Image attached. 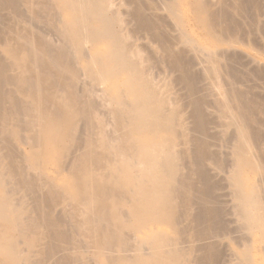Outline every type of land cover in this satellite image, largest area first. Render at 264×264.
<instances>
[{"label":"bare ground","instance_id":"bare-ground-1","mask_svg":"<svg viewBox=\"0 0 264 264\" xmlns=\"http://www.w3.org/2000/svg\"><path fill=\"white\" fill-rule=\"evenodd\" d=\"M12 1L13 3L10 4L9 0H0V8L9 3L8 7L12 8L9 11H14L11 14H14V19H16V24L9 27H7L8 25L5 26L8 31H5L3 36L0 35V47L3 53L0 56V135H2L1 139L3 140H8L7 138L10 137L19 138L22 143L25 141L24 143L33 149L26 155V158L30 161L29 165L35 170L37 169L42 173L43 170L55 165L57 161L59 169L68 173V176L63 178L58 185H54L52 182L51 184L50 182L45 183L48 190V197L46 196L45 200L38 196L42 203L44 200L47 204L49 202L55 205H64L66 207L64 212H67V215L70 214V218L73 216L72 223L75 224L76 222L72 227H74L73 232L78 233L75 232L77 235L74 233L73 236L79 235L77 239L67 236L68 241L65 240L66 249L68 251L75 250V255L66 256L65 259L60 256L63 258H61L62 261L59 258L60 261L57 259L52 264H65L66 260L73 261L72 264H186V260H188V257L187 259L185 257L186 248H182L184 250L182 251L180 243L181 236L184 234V231L181 230L184 229L180 228V230L177 226L180 219L185 217L182 214L193 213V208L191 209L192 212L189 210L187 213L183 207H187V210L191 208L189 207L192 205L190 202L192 203L195 199L193 196L194 193H197L198 188L195 191V187H191L188 183L186 174L181 172V161L186 154L183 149L181 152L177 147L178 141L179 145L183 143L182 141L180 144L181 137L183 138L184 135L180 130L181 121H179L178 113H176L177 108L176 110L173 109L174 107L169 109L170 106L167 108V104L170 102L164 97V94H161V89L156 83L154 84V81L145 78L149 72L146 73L147 68L144 67V70L141 67L144 60L136 57L137 49L132 48L130 42H127L126 32H122L121 27L119 28L120 24L114 26L121 21L118 19V13H112L109 10L110 1L108 3V0ZM192 1L193 7H191L202 26L207 29V32L212 35L216 42H223L224 40L216 36L218 33H215L213 25H217L213 23L215 21L211 20L214 18H210L213 12L210 11L209 13L210 9L205 4V0ZM20 3L26 6H24L25 10L32 11V19L35 18V20L36 17L43 18L46 14L57 17L56 13L68 11L69 20L64 21L63 18L58 17L62 20L59 22V26L57 25L60 33L58 36H62L60 38L63 39L60 42L62 44L52 46L49 42L47 44L45 39L42 40V38L37 37L36 40L33 39L34 37H29L28 35L31 36L34 30L29 33L30 30L28 29L29 32H27L26 27L23 29V23L27 20L23 22L17 19L24 20L21 14L23 11L19 12ZM171 9L173 8L171 7ZM175 16L177 15L175 14ZM44 18L41 21H44ZM19 22H23L22 25ZM37 22L39 21L37 20ZM217 23L219 24V22ZM51 25L52 23H50ZM229 37L231 38V36ZM187 40L185 41L187 42ZM96 43L103 44V47L86 55L88 54L84 53L86 45ZM202 49L199 50L202 52ZM215 49L208 50L209 58L214 57L213 51ZM85 51L87 52V50ZM209 52L213 54H209ZM82 56L86 58V63L79 69L80 66L78 65V67L76 64ZM211 61L213 65L214 59ZM215 64L217 63L215 62L214 66ZM214 66L212 71L216 72V66ZM81 75L86 76L87 81H89L85 84L79 83L81 82L79 76L81 79L83 77ZM109 82H113L109 90L102 89ZM7 85L11 88H7ZM16 93L19 95L17 96ZM97 96L98 99L100 98L99 100ZM222 105H224V110L225 104ZM229 106L226 107L229 109ZM232 107L234 108L235 105L232 104ZM238 107H241L243 112L242 110L237 111L234 116L230 117L231 123L236 126L237 131L235 132H238L236 135L238 144L236 147L234 146L235 166L233 167L235 169L231 178L234 181L233 186L236 187L234 190L236 197H233L236 198L238 204L236 207L239 209L237 210H240V214H238L243 222L242 228L244 227L249 233L250 230L252 233L257 232L260 240L264 242V200H262L264 196L260 199L262 197V194L260 197V188L249 183V177L245 174L246 169L258 172V175L261 171L258 170L261 166L257 167L254 164V159L251 158L254 155H250V140L253 139L254 133L252 130H248L249 127H246L248 120L245 121V119L248 115L243 114L248 111L247 108L250 106H247L245 112L244 106L239 104ZM105 115L110 117L111 125H108L110 121L108 118V122L104 119ZM249 122L251 121L249 120ZM107 126H111L110 129L106 128ZM248 131H252L253 135H251L252 133L249 134ZM21 132H25V135L23 136ZM81 136L83 137L81 138ZM74 142H80L78 146L82 148V151L80 154L78 153L79 155L73 156V160L68 165L65 159L67 154L72 152ZM202 148L201 150L204 149ZM0 156L2 157V154ZM1 157L0 255L3 258L0 264H20V261L22 264L26 262L28 264L27 255L24 256L26 253L21 251L24 248L20 249L22 247H18L19 244L24 241L25 243H22L26 244L28 249L33 250L37 245L38 248L41 246V240L45 236L52 235V238L56 237L57 239L60 237L58 235L63 233V231L60 233V229H58L59 222L62 226L61 221L58 217H51V213L43 216V218L38 217V222L32 219L28 222L24 221V218L27 219L24 214L27 209L14 206L12 203L14 198H11L9 192L4 188L6 177L9 176L10 172L7 173L8 167L5 168ZM5 175L7 176L5 177ZM9 181L14 180L11 179L7 182ZM208 192H210L209 189ZM201 194H206V191L204 190V193L201 192ZM199 211L201 210L199 209ZM199 211L196 212L197 215L194 213V221L198 224L207 221L204 220L207 217L205 214L207 212ZM37 212L38 215L41 213L39 210ZM76 214L78 217L74 221ZM59 215L56 213L55 216ZM65 215L66 213L64 217ZM185 218L182 220L184 221ZM159 225H164L173 230L177 236L172 237L166 231L152 227ZM60 228L63 229L64 227ZM202 232L197 234H204ZM29 233L34 235L32 239L27 238L32 235ZM136 233H142L143 237L134 239ZM182 242L184 243L183 239ZM192 247L191 245L190 248ZM52 248L51 250H53ZM34 252L36 253V251ZM88 252L93 253L91 255L95 258L104 256L105 261L95 262V260L93 261L95 263H88L89 258L85 257ZM43 253L45 252H42V256ZM83 253L85 254L83 255ZM241 255V259L249 264L250 256L246 252L241 253ZM204 258L205 260L202 259L208 263V257ZM38 262L45 264L44 258Z\"/></svg>","mask_w":264,"mask_h":264},{"label":"rangeland","instance_id":"rangeland-1","mask_svg":"<svg viewBox=\"0 0 264 264\" xmlns=\"http://www.w3.org/2000/svg\"><path fill=\"white\" fill-rule=\"evenodd\" d=\"M109 1H110V5H109L110 7H108L109 10L112 11V13L114 12L116 14L118 13L117 14L118 19L119 21L121 20L119 23H116L117 25L114 26H118L120 24L119 28L121 27V29L123 30L122 32L124 33L126 32L127 36L124 34L126 39H128V41L127 40L126 41L128 43L130 42L129 44L132 46V48L137 49V51L135 50L136 53L138 52L136 54L137 55L136 57L138 59L141 58V60L145 61V62L142 61L143 64L141 65L143 69L144 67L145 69L147 68L146 73L149 72L148 75L145 73L146 74L145 78L147 79L149 78L148 80L154 81V84L156 83L158 88L161 89V90L159 89L161 91V94H164L165 95L164 97H166V99L169 100L168 102H170L167 104V108L168 106H170L169 109H172L174 107L173 109L176 110L177 108L176 113H178L179 121H181L180 130L184 135L183 138L181 137L180 144L182 143V141L183 143L179 145V141H178L177 147L181 150V152L183 149V152L186 153L185 155L182 153L185 156L183 157L185 159V160L183 159L185 162L183 160L181 161L182 164L181 172L183 174H186V179L188 183L191 185V187L193 188L195 187L194 190L198 188L197 191L196 190L195 191L197 193L199 192L198 194L194 193L193 198L195 199L194 200L192 199L193 200L192 203L190 202V204H192L193 206L188 205L191 208H188L187 210L186 209L187 207L185 208L182 206L184 208L183 210H186L187 213L189 212V210L191 212L193 210V213L189 212L190 214L189 213L186 215L185 213L184 215L182 214V216H185L186 218L181 216L182 218H185V220L183 221L181 218L180 221L182 220V222L180 223L179 221V224L177 226L179 229L180 228L184 229V230L180 229L181 231H184L183 232L184 234L187 233L186 235L182 234L181 236L184 243L182 242V239H180L181 250L182 248L183 249L186 248L185 249L186 254L188 255L189 253L188 256L185 254L186 259L188 257V260H186V264L188 263L189 264H238V263L247 264L243 259H241L242 258L241 253H245V252L248 254V256H250L249 258L251 261H249V264H264V242L260 240V236L257 232L252 233L250 230L249 233L246 231L244 227L242 228L243 222L240 220L241 218L239 215L240 210L239 211L237 210L239 209L237 208L238 204L236 198L234 199V197H236L234 196L236 192L234 190H236V187L233 186L234 181L231 178L233 171L235 169V167L233 166H235L234 164L235 147L238 144L237 142L238 140L236 141L237 138L236 135L238 134V132H235L237 131L236 126L231 123V119H230V117L234 116V114H236L237 111L239 112L242 110L240 109L241 107H238L239 104L240 106H244L243 107V109L245 108L244 112L246 111L247 106L248 107L250 106L249 108H247L250 113L248 111L243 113L245 114V116L246 115L252 116L250 118L247 116L248 118L246 117L245 119V121L248 120L246 121L248 123V124L246 123L248 125V126L246 125V127L247 128L249 127L248 130H252L254 133L253 135L252 131H248L250 132L249 134L252 133L251 135H253L252 136L253 139L250 136L252 139L250 140L251 142L250 155L255 156V158L254 156L251 157L254 159V160L252 159L254 161V164H256L257 167L261 166L262 168L260 167L261 169L260 168L258 169L261 170L260 171L261 178L260 175H258L259 174L258 172H252L251 170L248 169H246L245 174L249 177V181H248L249 183L254 184L255 187L257 188H260L259 189L260 197L262 194V197L260 199H262L264 196V178H263L264 177V0H205V4L210 9V10L208 9L209 13L210 11L214 13V14L212 13V16H210V18L213 17L215 19V20L214 19L211 20L215 21L213 23L217 25V26L213 25V27L215 28L214 30L215 33L216 32L218 33L216 36L224 40L223 42H219V41L216 42V40L212 37V35L209 34V32H207V29L204 28V26H202V24L199 22L197 15H195L192 9L193 7L192 0H177V1L176 0L174 1L173 0L172 1L171 0H135V1L108 0V3ZM11 2L13 3L12 0L11 1L9 0L10 4ZM17 2H19V0ZM8 4L0 8L1 10L0 26L2 23H3L2 26H4L3 28L2 26L0 27L1 36H3L2 34H5V31H8L6 30L7 28L5 26L8 25L7 27H9L12 24L13 25L16 24L15 21L16 19H14V14H11L14 13V11L12 10L9 11L11 7H8L10 5ZM21 4L22 3H20L19 5L20 7L19 12L23 11L21 12V14L24 20L17 17L15 18L23 22L27 20L25 23L22 22L24 28L22 26L21 27L23 29H25L26 27L25 30L27 32H29L30 30L29 33H31V30L32 31L34 30L33 31L34 33L32 32L33 34L31 33V36L30 35L28 36L31 38L34 37L33 39L36 40L37 37L42 38V40L45 39L44 41L47 42V44L49 42V44H51L52 46L61 45L62 43L60 44V42H62L61 40L63 39L60 38L62 36L60 35L58 36V34H60L58 32L59 31L58 26H59V22L62 21L60 19L63 18L64 21L69 20L70 17L69 12L66 10L61 11V13H59L60 16L58 13H56L57 17H54L56 15L50 16L48 14L49 15L48 16L46 14L44 16L45 18L43 17L45 21L44 23V21H41L43 19L41 17L40 18L36 17V20L35 18L32 19V15H31L32 11L30 12V10L29 11L25 10L24 8L26 6L24 5L25 6L24 7L23 4L22 5ZM169 5L173 9H171ZM175 14L177 16H175ZM58 17L61 18L58 19ZM57 19L58 21L56 22ZM34 20L36 22L38 20L39 22L36 23ZM144 21L147 23V25ZM217 22H219V24ZM20 23L21 22H19V24ZM22 23L20 25H22ZM50 23H52L51 26ZM229 36H231V38ZM186 38L189 39L187 40ZM185 40H187V42ZM189 40L190 42H188ZM191 41H193L194 44ZM102 47L103 44L101 43L89 44V45L87 44L85 47V50H87V52L84 50V53H88L86 55H89L93 53V51L97 49H101ZM199 47L201 49L205 48V50L206 49L207 50L206 51L204 50L205 51L204 52L202 49V52H204L202 53L199 50L200 49ZM214 49L216 53L215 51H213L214 54L212 52L211 53L209 52V54H213L214 57L209 58V55H207L208 50L211 51ZM2 54L3 53L1 52V47H0V56ZM211 59H214V63L216 62L218 64V65L215 64L216 66L215 71L217 72V74L216 72L212 71L214 69L213 68L214 63L212 65ZM78 60L79 61L76 64V66L79 65L80 67L79 66L78 67L80 69L82 66L85 65L86 58L82 56ZM173 62L177 64H174ZM212 72H214L215 74L213 73L214 74L213 75ZM81 76L83 77L81 79L79 76V80L81 81L79 83L83 82L85 84L86 82L89 81V80L87 81L88 78L86 76L84 75ZM112 83L113 82L107 83L102 89L108 91ZM8 86L9 85H7V88H11ZM81 86L82 85L80 84V87ZM236 94L238 97L236 96ZM16 95L18 96L19 94L16 93ZM240 96L242 97L240 98ZM243 102L247 103L248 105L245 103L244 105H241L243 104ZM222 104H225L226 110L225 108L223 110L224 105ZM226 104L230 105L229 109L226 107L227 106ZM232 104L235 105V107L236 106L237 107L233 108ZM107 116L108 115H105L104 119L107 120V118L108 119L110 118L109 116L108 117ZM109 120H107V122ZM249 120L251 122H249ZM109 124L111 125V120L109 121L108 125ZM110 127L111 126H107L106 128L110 129ZM21 133L23 134V136L25 135V132H21ZM1 137L2 135H0V155L2 154V157L1 156L0 157L1 159H3V161L2 160L1 161L3 162V165H5V168L6 166L8 167L7 173L10 172L11 174V175L8 174L9 176L5 175V177L6 176L7 177H6V185L4 188L7 192H9V196H11V198H14V200L12 199L13 205L16 207L19 206V208L22 209L24 208V210L25 208L28 210V211L25 210L24 212L27 218V219L24 218V221L27 222L31 219L33 221L35 220V222H38L37 219L38 217L43 218V216L50 215L51 213L50 215L51 217L54 216L60 219L62 226H60V222H59L58 229H60V233L61 231H63L64 233V234L61 233L62 236L64 237H62L61 234L58 235L62 237V238L57 237V239L59 238L58 240L56 239V237L52 238L51 237L52 235L45 236L41 240L42 244H40L41 246H39L40 249L38 248L37 245L36 247L33 248V250L30 248L29 250L26 244L25 245L23 244L25 242L22 241L23 243L21 242L18 247L21 246L22 248L20 249L24 248L21 251L24 254L26 253L24 256L27 255L26 257L28 258L27 260L28 264H38L39 263L38 261H40V259L43 258L45 264H52L57 259L58 261H60L59 260L60 256H62L65 259L66 256L75 255L74 253L75 250L73 249L74 251H72L71 249L68 251L66 249V243H65V240L68 239L67 236H70L69 238H71V236L74 237L73 235L76 232V231L73 232L74 227H72L74 224V222L72 223L73 216H71L72 218H70L69 216L70 214L67 215V212H64L66 207H64V205L62 204L55 205L49 202L48 204L44 202L45 197L46 196L48 197V190L47 187H45L46 186L45 183L50 182L51 184L52 182V184L54 183V185L60 184L61 180L68 176L67 171L60 170L57 161L55 162V165L50 166V168H48L47 170H43L42 173L37 171V169L35 170L29 165L30 161L27 160L28 158H26V155L33 149L30 148L28 145H26L24 143L25 141L22 143L21 140H19V138L13 139L11 137L7 138L8 140L4 139L6 140L4 141L3 139H1ZM82 137L83 136H81V138ZM72 143H70V146H72ZM78 143L80 145V142L77 143L74 142L75 144V145L73 144L74 148L72 147L74 151L71 150L72 152L67 154V157L65 159L67 164L71 163V161L73 160L72 158H74L73 156L79 155L80 152L82 151V148L78 146ZM3 147L4 149H2ZM177 147L176 149H178ZM201 148L203 150H201ZM187 153L189 154L187 155ZM12 156L14 159L12 158ZM21 156H23L24 158H22ZM196 160L199 162H197ZM33 169L35 170V172ZM11 179L14 181H9L10 183L7 182L8 180ZM208 189L210 192H208ZM204 190L206 191V194H203L204 195L203 196L201 192L204 193ZM38 196H40L41 199H44L43 203L42 201L39 200ZM197 197L199 200L197 199ZM262 200H264V198ZM39 203L40 205H38ZM199 209L201 211H199ZM38 210L39 212H41L39 213L40 216L38 215L37 212ZM67 210L69 209L67 208ZM202 210H204L203 212H207L205 213L207 217L204 219L207 221H202L200 222V224H198L194 221L195 220L194 215L198 211L202 212ZM27 213L28 215H26ZM56 213L57 215L59 214L61 215L55 216ZM65 213L66 215L64 217ZM31 215L32 216L34 215L35 217L33 216L32 218ZM77 217L78 215L76 214V218L74 219V221L77 220ZM188 217L192 220H190ZM213 218L214 220H212ZM188 222H191L192 224ZM60 227L66 228L67 231L66 229L64 228L62 229ZM152 227L162 229L172 237L177 236L176 232L170 230L164 225L152 226ZM201 230L202 231L205 230V231L202 232ZM43 231L44 230L42 229V232ZM196 231H200V232H196ZM201 232L204 234L198 235ZM76 233L75 235H77ZM33 237L34 235L32 234L27 238L32 239ZM142 237H143L142 233H136L134 239L136 238L137 240V239H141ZM74 238L76 239L79 238V235L75 236ZM60 242L62 244L63 243L65 244L62 245ZM53 243L56 245L57 249ZM191 245L193 246L192 247L193 250L192 248H190ZM53 246L54 248H52ZM50 247L53 250H51ZM62 247L64 248L61 249ZM36 248L38 249L36 250ZM34 251H36V253ZM42 252H45L46 254L43 253L44 255L42 256ZM85 253H83V255ZM91 254L90 252H88L85 255L87 259L89 258L88 263L90 262L92 263L95 260H96L95 262L105 261L104 256H99L98 258H95ZM204 257L206 258L208 257L207 258L209 259L207 260L208 263L204 261L205 260ZM2 258L3 257L0 255V261ZM92 258L94 259L92 260ZM20 262H21L20 264H22V261ZM72 263L74 262L67 260L65 262V264H72Z\"/></svg>","mask_w":264,"mask_h":264}]
</instances>
